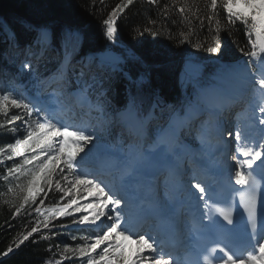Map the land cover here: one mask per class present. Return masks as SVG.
Wrapping results in <instances>:
<instances>
[{"label":"snow or ice","instance_id":"snow-or-ice-1","mask_svg":"<svg viewBox=\"0 0 264 264\" xmlns=\"http://www.w3.org/2000/svg\"><path fill=\"white\" fill-rule=\"evenodd\" d=\"M99 2L103 6L104 0H99ZM134 2L135 0H121L102 20L105 27L104 35L108 41L114 40L118 19H126L125 10ZM95 3L96 0H93L94 5ZM147 3L154 5L158 4L159 0H147ZM176 4H179L178 11L189 25H191L189 14L201 21L207 19L209 36L192 46L198 51L203 50L213 56H225L228 51L227 41L232 37L231 28L221 23L219 18L221 11L225 14L224 18L228 25H234L236 21L244 24L245 35L248 37L247 43L250 47L245 50L237 46L247 59L226 66L241 75L251 91L255 100L252 106L253 116L256 108H259L261 116H264V0H203V9L199 7L200 0H192V3H189L188 0H173V5ZM162 11L166 18L169 10L165 8ZM202 11L205 13L204 16L200 15ZM213 21H215L214 29L212 28ZM149 23L154 25L156 21L150 20ZM23 26L29 40L21 49L25 53L26 59L20 64V72L31 75L34 66L32 60L27 57L31 56L37 59L42 57L50 46L52 33L47 25L24 23ZM200 27L203 28V23ZM133 30L137 34L159 35L155 28L147 25ZM33 33L34 36L31 35ZM194 33L195 29L192 27L187 33L181 32L180 35L184 39L180 42H187V38ZM63 36L65 37L62 41L65 48V60L62 62L61 69L58 70L61 75L58 83L61 87L66 83V73L72 59L67 41L70 39L78 50V46L86 39L85 33L80 28L66 27L63 30ZM9 39L16 47H20L15 33ZM232 43L237 42L232 39ZM166 57L167 53L160 48H150L145 55L141 56L133 54L132 62L142 71L136 73L135 80L130 72L125 71L124 75L134 83H143L147 72L152 67H162ZM106 58L104 53L100 54L101 67L105 66ZM92 59L95 61L96 58ZM111 59L114 71L128 61L127 57L120 56H114ZM87 67L91 68V63ZM83 75L85 73L82 68L81 76ZM92 79L95 81L96 77L93 76ZM129 104L130 106L124 110L125 113L130 119L140 122L143 118L135 95L130 94ZM161 104L162 101L156 97L153 107ZM217 107L222 113L223 106ZM10 109L20 110L24 115L10 114ZM96 110L103 113V106L97 105ZM68 111L71 112V108ZM0 114L5 117L4 122L0 123V129L11 133L14 138V143H6L0 147V163L4 160H14L15 157H23L22 163L14 164L13 167L7 169V173L8 175L18 173L15 176L17 181L20 180V177H30L26 184L18 183L15 189L8 188L9 192L20 198V203L15 207L13 215L19 214L30 202L34 203L41 193L47 198L52 192L53 183H55L56 190L63 193L60 196L61 201L65 197L71 198L62 206L47 209L51 217H73V223L86 225L93 229L88 236L82 238L83 244H78L75 248L65 244L63 249L65 259H70L71 257L66 254L71 253L72 257L80 260V264H125L126 242L131 241L136 244L131 264H180V261L174 258L171 252L166 251V244L158 236H153L148 231L136 230L130 226L131 215L133 213L139 215L143 212V208L134 205L127 198L128 186L135 182L138 175L137 165L149 159L154 153L170 150L166 147L168 141L165 137L175 135L171 126L166 132L158 133L156 139L151 143H147L149 138L147 127H142L139 133H134L139 135L144 144L140 146L129 144L128 155L132 163L126 165L125 172L117 185L114 182L101 180L95 171L81 166V162L91 151L89 146L93 144L94 140L99 139L97 133L100 128L96 125L77 124L65 121L63 118L58 119L55 108L38 106L31 101L25 102L22 96H15L9 91L0 93ZM25 117L28 119L25 120ZM15 121H22V126L17 127ZM254 124V118L247 124L237 121L234 126L235 131L232 130V124L226 126L222 121L215 125L205 122L201 126L202 131L199 134L201 144L212 148L214 152L220 153L225 158L230 179H234L235 185L240 186L234 191L240 193V199L248 217L247 224L251 228L247 247L241 249L231 244V241L224 242V240L236 236L234 214L230 207L217 206V201L214 200V188L211 184L199 179L194 171L189 181L188 192L196 202L197 208L201 204L203 206L201 221L196 226V231L208 241V246L203 254L204 264H264V231L260 230L264 228V127L260 129L261 140L257 141L251 136ZM259 125L264 126V118L259 119ZM102 127L103 125H101ZM22 132H26V134L20 138L18 133ZM213 132L217 137L215 146H212L208 139ZM26 153L31 155H26ZM117 164L119 161L114 160L113 165ZM27 165H31V167H26ZM199 167L206 168V165L201 164ZM258 168L260 169L259 173H257ZM54 176L59 179L54 181ZM3 179L7 180V176H4ZM39 181L47 186L48 191H45ZM16 189L19 191L17 192ZM21 193L25 194L21 196ZM83 193H88L91 197L88 207L92 208V211L76 220L73 214L82 210L83 206L79 200L83 199ZM39 203L43 204L44 200H40ZM125 209H128L127 213ZM35 210L39 212L40 208L36 207ZM217 214L226 221V225L214 218ZM43 226L49 227V217H45ZM60 227L66 226L61 224ZM95 229H99V231H95ZM39 231L38 227L33 226L27 235L20 239L19 244L28 241L33 233H39ZM53 235L55 236L56 233ZM116 237L121 239L117 241ZM40 239L47 240L49 237L40 236ZM72 239L75 240L76 237L73 236ZM37 242L36 239L32 240V243ZM12 251L13 248L9 246L0 255L6 256ZM57 264H61V262L58 261Z\"/></svg>","mask_w":264,"mask_h":264},{"label":"trees","instance_id":"trees-1","mask_svg":"<svg viewBox=\"0 0 264 264\" xmlns=\"http://www.w3.org/2000/svg\"><path fill=\"white\" fill-rule=\"evenodd\" d=\"M120 2L121 0H104L101 6L99 0H96L95 5L93 0H0V58L3 57L0 68L3 67L1 63L8 58L3 54L9 43H13L10 39L2 40L4 36L10 38L15 33L17 40L29 39L25 33L24 23L47 25L55 45L53 53H47L42 60L33 63L34 71L31 75L18 71L16 62L4 66L5 69L11 71L6 75L7 82L9 76H13V81L9 83L5 91L12 92L15 96H22L21 88L15 82L22 83L30 91L36 79L35 76L46 74L57 66L56 55L65 51L62 45L65 39L63 30L66 27L80 28L85 33L86 39L78 46V50L70 39L67 41V47L72 56L69 68L81 71L82 68L78 62L80 55L84 57L86 53H90L92 58H96L95 61L91 59L85 64L83 69L85 75H77L83 82L93 87L89 93L95 105L93 113L95 115L101 113L96 110L97 105L103 106V113L113 110L123 111L129 104L131 94L137 97L140 112L146 114L155 98L159 97L162 104L156 110L160 114L157 124L164 126L172 112L182 110L183 106L189 103V100L195 97L199 90L213 82L214 64L233 63L247 59L239 51V48L247 50L250 47L242 22L236 21L234 25H228L224 18L225 14L221 11L219 17L221 23L231 28L232 37L227 41V54L223 57L213 56L203 50L198 51L192 46L209 36L207 19L201 21L189 14V20H191V25H189L178 11L179 4L173 5V0H159V3L154 5H149L147 0H135L134 4L125 10L126 19H118L114 40L108 41L104 35L105 27L102 20ZM188 2L192 3V0ZM199 7L203 9V0H200ZM165 8L169 10L166 18L162 11ZM200 15L204 16L205 13L202 11ZM150 20H155L156 23L150 24ZM201 23H203V28L200 27ZM145 25L155 28L159 35L137 34L133 30ZM190 27L195 29V33L187 38V42L181 43L180 41L184 39L180 35L181 32L187 33ZM214 27L215 21L212 22V28ZM31 35L34 36V33ZM232 39H235L237 43H232ZM150 48H160L167 53L164 65L152 67L147 72L143 83H134L127 79L124 75L125 71L132 74L133 80L136 79V73L142 71L132 62V55H145ZM101 53L107 57L104 60V67L100 66ZM20 55L19 50L15 58ZM114 56L128 58L127 63L121 64L115 71L111 66L113 63L111 58ZM90 63L91 68H88L87 65ZM188 67L193 69L190 75L185 72ZM93 76L96 77L95 81L92 79ZM28 82L31 85L28 86ZM70 85L73 86V81H70ZM17 113L19 114L17 109H10V114ZM4 120L5 117L0 114V123ZM22 123V121H15L17 127L22 126ZM24 134L25 132L18 133L20 138H23ZM6 143H14V138L11 133L0 129V147ZM21 163V157L0 163V253H4L9 246L13 248V251L6 256L0 255V264H57L58 261L61 264H74L76 257L68 253L66 255L71 258L65 259L61 248L65 244L72 248L83 244L82 238L88 236L93 230L90 228L67 229L73 226L69 218H52L48 228H45L43 224H38L39 217L35 210L36 207L42 209L60 206L69 199L65 197L63 201L60 200L63 193L56 190L55 183L47 198L41 193L34 203L30 202L19 214L13 215L15 207L20 203V198L8 191L11 187L15 189L12 181L16 173L8 175L7 169L13 167L14 164ZM26 167H31V165ZM4 176H7V180L3 179ZM55 179L59 177L54 176L53 180ZM21 180L22 177L20 182ZM41 184L45 191H48L47 186L43 185V182ZM20 195L22 196L23 193ZM40 200H44V203L40 204ZM61 224L66 227H60ZM33 226L40 229L39 233H33L28 241L19 244L20 239L27 235ZM53 233L56 235L54 236ZM40 236H48L49 239L41 240ZM73 236L76 237L75 240L72 239ZM33 239L38 242L32 243Z\"/></svg>","mask_w":264,"mask_h":264},{"label":"rangeland","instance_id":"rangeland-1","mask_svg":"<svg viewBox=\"0 0 264 264\" xmlns=\"http://www.w3.org/2000/svg\"><path fill=\"white\" fill-rule=\"evenodd\" d=\"M53 47V45H52ZM14 54V48H11V52H6L5 56H10L13 57ZM58 59L60 57L61 61L59 62V65L56 69L50 71L48 74H41L38 76H35L34 81L32 83V88L31 90H27L26 86L23 85L22 83L15 82L17 86H20L22 90L20 93L22 94V97L25 99V102L31 101L38 106H51L55 108L58 104L59 105H64L61 102H63L61 99H64L65 102L67 103V95L68 91L66 90V85L69 82L70 78L72 77V70L67 69L66 73V83L64 84L63 87L60 86L58 83L61 79V75L58 73V70L61 69L62 62L65 60V55L64 56H58ZM39 59V58H38ZM37 59V60H38ZM86 59L80 55L78 57L79 62ZM3 57L0 58V62H2ZM25 60V57H24ZM32 62L34 59H30ZM14 60H5V64H13ZM22 61H17V70L20 71V64ZM231 63H216L213 66L215 67V73L214 76L212 77L213 83L200 90L197 93V96L194 97V100L187 104L182 110L183 112L180 113L179 110L173 114L170 115L169 122L167 126L161 127L160 125L156 124V117L158 114L155 111L156 107L150 108L149 116L144 117L142 115V120L140 122H137L135 120L130 119L125 111L118 113V112H109L106 114H102L97 117H92L90 116H85V115H77L75 112L73 113L74 115L69 119H67L66 115L68 116L67 109L68 105H64L65 107V116H63V113H58L56 112V116L58 119L63 118V120L68 121V122H75L77 124H88L91 123L92 125H96L98 128H100V131H98L97 135L99 136V139L94 140L93 144L90 145L89 147L91 148V151L88 153L90 155H96L98 153V157L100 160H104V156L100 157L101 152L102 153H109L112 157V161H114L116 158L120 156L117 155L116 152L122 153L124 160L121 162L125 168L127 164L132 163V160L129 158V144H135L137 146H140L141 144H144V141H142L139 137V135H135L134 133H139V131L142 129V127H147L148 132H149V138L147 143H151L152 140H155L158 133H161L162 131H167L169 127L174 130L175 135H167L165 138L168 141V144L166 147L170 149L169 151H161L154 153L149 159L144 160L142 163L137 165V172L138 178H141L142 171L144 169H149L152 165L159 166L161 169L162 165V160L166 158H170L175 162V158L171 155L172 152L179 153L181 151H187L191 150L194 152L195 156L201 157L208 155L210 147L208 146H203L201 144V140L199 138V134L202 131V124H205V122H211L212 125L217 124L219 121L224 122V124L227 126L230 122V124L233 125V129L235 130V125L237 123L236 118H233L230 120L235 112L240 113V107L245 106V105H254L255 100L251 94V91L248 89V86L245 82V80L242 78L241 75H239L234 69H231L227 67L226 65H230ZM234 64V63H232ZM84 65V64H83ZM186 74L190 75L193 72V69L188 67L186 69ZM81 74V73H80ZM79 75V74H77ZM76 78L79 79V77ZM9 80L7 82L8 77L6 76L5 70L3 68L2 73H0V93L4 92L9 83L13 80V76H9ZM77 79H74L75 84L78 86L79 81ZM28 86L31 85L30 82L27 83ZM55 85V89L53 91H47L45 87L48 89V85ZM37 85V88H39V93L34 94L33 91L35 89L34 86ZM47 85V86H46ZM51 87V86H50ZM86 89L87 86L85 85ZM92 88V87H91ZM91 92L92 89H89ZM26 95L25 96L23 95ZM242 96L241 100L242 103L239 104L235 109H232L231 105L233 103L234 98ZM229 97L231 98L229 100ZM216 106H223V115L219 116L216 121L212 123L211 118L209 116V109H213ZM240 108V109H239ZM226 109H231L232 110V116H229L227 112L225 111ZM259 109V108H257ZM20 115H24L22 111L18 110ZM234 113V114H233ZM89 115V114H88ZM206 115L208 118H206ZM28 118L25 117V120ZM101 125L103 127L101 128ZM126 129L131 130L128 131L130 133H126ZM184 129L185 132V137H182L180 132L181 130ZM196 133L197 136L193 140L191 137H189V134ZM26 134V132H25ZM24 134V135H25ZM214 133H212L208 139L210 141V144L212 146H215L217 139H213ZM128 138V139H127ZM190 139V141H196L197 144L191 145L189 144V141L187 140ZM214 141V142H212ZM132 142V143H131ZM124 147H121V146ZM146 147V144H145ZM113 148V153L109 150ZM106 150V151H105ZM100 152V153H99ZM198 152V153H197ZM26 155H29V153H26ZM17 158V157H15ZM21 160L23 161V157H21ZM5 161V160H4ZM178 161V160H177ZM176 161V162H177ZM82 163V162H81ZM141 165H144L141 167ZM191 167L190 164H186L184 168ZM87 168V166H86ZM180 166L176 165L174 166L173 169H171V172L167 173L168 175H174L175 171L179 172ZM18 175V173L15 174V176ZM21 178V177H20ZM27 179H30V177H22V180L20 182L17 181L15 178L13 179V186L15 187L18 183H24L26 184ZM104 180L105 182H111L110 178L107 179H101ZM40 183L42 181H39ZM189 182V181H188ZM12 188V187H11ZM17 190V189H16ZM25 194V193H23ZM86 195V196H85ZM69 199L71 197H68ZM91 201V197L88 195V193H83V199L79 200V203L83 206L81 212L73 214L76 220H78L81 216H86L88 215L91 211L92 208L88 207L89 203ZM52 207V206H51ZM43 208L40 209L39 212H37V215L39 217L38 219V224H43L45 217H49V222L52 220L53 217H51L50 213L47 211V209L51 208ZM57 218V217H55ZM62 218H69V221L72 223V227H68L67 229H73V230H79L81 228H89L86 225H80L78 223H73V217H62ZM91 229V228H90ZM93 230V229H91ZM95 231H99V229H95ZM117 241L120 240L121 238L116 237L115 238ZM103 247V246H102ZM63 248H61L62 255L63 254ZM136 250V244L132 243L131 241L126 242V248H125V256H126V261L125 264H131V259L134 256ZM99 251V250H98ZM76 261L74 264H80V260L75 258Z\"/></svg>","mask_w":264,"mask_h":264},{"label":"bare ground","instance_id":"bare-ground-1","mask_svg":"<svg viewBox=\"0 0 264 264\" xmlns=\"http://www.w3.org/2000/svg\"><path fill=\"white\" fill-rule=\"evenodd\" d=\"M3 71V69H0V72H2ZM51 86V87H50ZM53 87H55V85H49V88H53ZM53 89H55V88H53ZM236 101L239 103V104H241V99L240 98H238V99H236ZM69 107L70 108H73V110H71V112H69L68 110H67V113H68V116L66 115V117H67V119H69L70 120V118L73 116V113L75 112L77 115H79L78 113H77V109L75 108V106L73 105V104H69ZM62 112H64V110H60V113H62ZM66 112V111H65ZM64 112V113H65ZM211 113L212 112H210V115H211ZM106 151V150H105ZM211 152H214L213 151V149H212V151ZM171 155H173L174 157H176V154H175V152H172V154ZM91 158H92V156H90ZM182 158L183 159H186V155H184L183 154V156H182ZM93 159V158H92ZM84 168H86V165H84L83 166ZM146 171H148V172H150V171H153V172H156V171H158V168H157V166H155V165H152L149 169H144L143 171H142V175H143V173L144 172H146ZM184 221H185V219H184ZM143 228H141L140 230H142ZM182 243V242H181ZM166 251H168V250H166ZM182 251H184V248H183V246L180 248V250H179V253L180 254H182ZM177 252L178 251H175L174 253H172L173 254V257L174 258H176L177 260H180L178 257H177ZM182 255H180L179 257H181Z\"/></svg>","mask_w":264,"mask_h":264}]
</instances>
